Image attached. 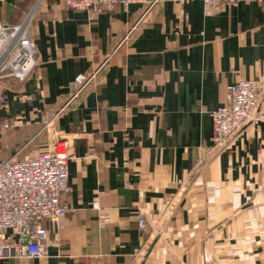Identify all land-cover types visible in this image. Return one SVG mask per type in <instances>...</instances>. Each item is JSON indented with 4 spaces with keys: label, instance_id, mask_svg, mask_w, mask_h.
Instances as JSON below:
<instances>
[{
    "label": "crops",
    "instance_id": "0c3cea01",
    "mask_svg": "<svg viewBox=\"0 0 264 264\" xmlns=\"http://www.w3.org/2000/svg\"><path fill=\"white\" fill-rule=\"evenodd\" d=\"M154 1L37 9V65L0 85V162L63 144L69 212L44 222L45 258L0 264H264V120L199 166L227 87L264 77V2ZM18 3L0 0L2 22H20ZM139 210L157 231L143 249Z\"/></svg>",
    "mask_w": 264,
    "mask_h": 264
},
{
    "label": "built area",
    "instance_id": "2783aa9c",
    "mask_svg": "<svg viewBox=\"0 0 264 264\" xmlns=\"http://www.w3.org/2000/svg\"><path fill=\"white\" fill-rule=\"evenodd\" d=\"M41 1V0H40ZM39 1V2H40ZM150 0H63L68 9L86 10L93 6L112 10L118 5L148 4ZM155 0L153 3H157ZM183 5L195 0H170ZM203 4L206 14L216 13L225 7L241 3L264 0H197ZM34 18L26 16L18 24L0 20V85L6 81H25L37 65V50L31 37ZM99 71L90 76L79 75L74 83V97L91 84ZM0 86V102L6 103ZM264 94V77L243 80L227 87L225 103L212 113V146L205 151L200 167L209 158L223 150L231 138L250 122L259 123L264 115L258 113ZM8 127V124L4 125ZM70 155L63 144L55 143L48 152L22 160L10 159L0 162V261L6 259H42L47 256L50 231L44 222L55 227L62 226V220L69 207L62 203V196L69 192ZM138 227L146 236L142 249L157 231L152 227L148 233L149 221L138 211ZM10 233V234H9ZM9 234V235H8Z\"/></svg>",
    "mask_w": 264,
    "mask_h": 264
},
{
    "label": "rangeland",
    "instance_id": "374dc122",
    "mask_svg": "<svg viewBox=\"0 0 264 264\" xmlns=\"http://www.w3.org/2000/svg\"><path fill=\"white\" fill-rule=\"evenodd\" d=\"M18 10L17 15L20 18L16 22H22L26 16H32L34 18L37 9L43 4L45 0H18ZM40 1V2H39ZM4 12V11H3ZM19 22V23H20Z\"/></svg>",
    "mask_w": 264,
    "mask_h": 264
}]
</instances>
